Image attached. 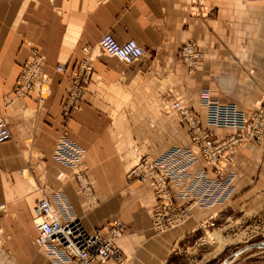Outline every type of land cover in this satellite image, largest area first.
Wrapping results in <instances>:
<instances>
[{
	"label": "crops",
	"instance_id": "crops-1",
	"mask_svg": "<svg viewBox=\"0 0 264 264\" xmlns=\"http://www.w3.org/2000/svg\"><path fill=\"white\" fill-rule=\"evenodd\" d=\"M107 32L121 43L135 39L143 56L126 64L103 54L98 42ZM188 41L204 55L195 75L178 58ZM30 44L47 55L51 81L43 97L39 89L16 97ZM89 54L94 70L83 109L66 127L86 150L95 207L73 169L52 157L64 126L70 73ZM57 64L67 65L66 72L55 71ZM210 74L233 96L245 97L241 110L250 113L264 102V0H0V116L13 134L0 142V264H52L33 244V206L55 193L65 196L90 232L114 219L126 222L129 233L119 240L123 264H168L187 234L215 218L216 207H196L183 225L156 233L147 210L149 189L128 183L126 175L144 152L155 157L186 139L181 120L161 109L158 96L188 95L204 121L206 109L197 100ZM231 168L237 172L233 209L262 210L264 144H244Z\"/></svg>",
	"mask_w": 264,
	"mask_h": 264
},
{
	"label": "built area",
	"instance_id": "built-area-1",
	"mask_svg": "<svg viewBox=\"0 0 264 264\" xmlns=\"http://www.w3.org/2000/svg\"><path fill=\"white\" fill-rule=\"evenodd\" d=\"M98 45L103 54L115 56L126 64L138 60L145 52L135 39L121 43L110 32L102 35ZM179 55L190 74L196 72L204 56L194 41L185 43ZM93 61V55L89 54L70 73V87L62 104L64 126L52 156L75 170V178L90 207H95L98 200L84 165L86 150L71 138L66 123L74 112L83 109ZM46 68L47 55L31 46V55L14 87L16 97H24L36 89L43 97L51 81ZM66 70L65 64L55 66L57 72ZM160 97L165 110L178 114L189 140L186 144L170 146L155 157L142 154L127 173L129 183L137 181L149 189L152 202L147 210L156 233L184 224L194 216L196 207L209 210L228 203L235 192L237 172L231 167L239 150L246 143L264 144V105L247 113L236 103L213 100L209 90L203 89L200 94V103L206 108L203 121L174 92ZM11 139L8 120L1 115L0 142ZM33 221L37 229L33 244L51 258L52 264H104L109 260L123 264L125 261L119 240L128 234V226L122 219L109 221L90 232L65 196L55 193L51 198L42 196L36 201Z\"/></svg>",
	"mask_w": 264,
	"mask_h": 264
},
{
	"label": "rangeland",
	"instance_id": "rangeland-1",
	"mask_svg": "<svg viewBox=\"0 0 264 264\" xmlns=\"http://www.w3.org/2000/svg\"><path fill=\"white\" fill-rule=\"evenodd\" d=\"M193 11L195 12V14H197L199 12V8H195ZM179 54L180 51L178 52L179 61L187 70ZM199 67L200 63L195 73L190 74L188 72V74H197ZM213 71H215L214 65ZM210 76L211 79L207 80L206 84L204 85L207 88L204 89L209 90L210 96L213 100H216L218 102L231 101L227 103H236L237 105H241L240 101H243L245 97L233 96V89L231 87H221V85L219 84L220 81L215 79V75L210 74ZM228 81V83H231L230 79ZM237 82L238 81H236V83ZM236 91H238V88H236ZM173 92L176 94V96L182 98L187 103V105H189L190 108H192V103L188 95H184L178 91ZM211 93L214 98L212 97ZM158 100L162 102L160 96H158ZM197 103L201 105L200 96H198ZM260 105H264V102ZM260 105H258L257 108H259ZM160 106L161 109H166L163 103L160 104ZM165 111L166 113L176 115L178 121L180 120V117L177 113L168 112L167 110ZM183 130L186 132V139L179 141L175 145L186 144L188 142V132L185 128ZM144 153H148V151ZM24 171L25 169H22L20 171V174L24 175ZM73 172L75 177L74 169ZM88 180L91 183L89 177ZM79 189L81 190L80 186ZM231 203L232 199L225 205L219 207L217 206L216 208H214L212 213H215V218L206 221L205 224L203 223L202 226L198 228V230H196L195 232L187 234V237H185L177 245L176 250L171 255L168 264H223L239 248L250 243L264 240V208L256 212H250L247 207H237L236 209H233ZM229 264H264V249L249 250L241 254L235 260L230 259Z\"/></svg>",
	"mask_w": 264,
	"mask_h": 264
},
{
	"label": "water",
	"instance_id": "water-1",
	"mask_svg": "<svg viewBox=\"0 0 264 264\" xmlns=\"http://www.w3.org/2000/svg\"><path fill=\"white\" fill-rule=\"evenodd\" d=\"M253 249H264V240L258 241V242H254V243H250L247 244L241 248H239L236 252H234L228 260H226L223 264H229V260H235L236 258H238L241 254L249 251V250H253Z\"/></svg>",
	"mask_w": 264,
	"mask_h": 264
},
{
	"label": "bare ground",
	"instance_id": "bare-ground-1",
	"mask_svg": "<svg viewBox=\"0 0 264 264\" xmlns=\"http://www.w3.org/2000/svg\"><path fill=\"white\" fill-rule=\"evenodd\" d=\"M113 57H115V56H113ZM186 223V222H185ZM183 225V224H182ZM181 226V225H180ZM179 227V226H178Z\"/></svg>",
	"mask_w": 264,
	"mask_h": 264
}]
</instances>
